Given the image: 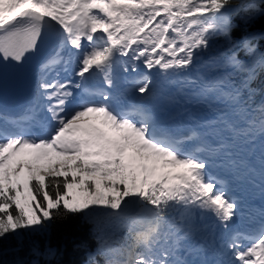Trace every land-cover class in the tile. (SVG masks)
<instances>
[{
	"label": "snow or ice",
	"instance_id": "1",
	"mask_svg": "<svg viewBox=\"0 0 264 264\" xmlns=\"http://www.w3.org/2000/svg\"><path fill=\"white\" fill-rule=\"evenodd\" d=\"M37 57L15 104L6 69ZM211 57L219 75L190 78ZM260 77L264 0H0V249L81 215L88 264H264ZM29 252L43 259L15 264L57 255Z\"/></svg>",
	"mask_w": 264,
	"mask_h": 264
},
{
	"label": "trees",
	"instance_id": "2",
	"mask_svg": "<svg viewBox=\"0 0 264 264\" xmlns=\"http://www.w3.org/2000/svg\"><path fill=\"white\" fill-rule=\"evenodd\" d=\"M239 23V19L236 18ZM259 27V25H257ZM212 51L224 47V38L215 37L212 41ZM264 80L258 78L257 85ZM264 96L258 95L256 102L260 103ZM33 243L51 246L57 250V255L52 258V264H88L87 252H95L97 241L93 234V225L81 215H69L66 218H57L48 228L47 233L40 235H24L20 241L10 240L0 249V264H15L33 258L29 249ZM97 260L103 264V257L97 256Z\"/></svg>",
	"mask_w": 264,
	"mask_h": 264
},
{
	"label": "rangeland",
	"instance_id": "3",
	"mask_svg": "<svg viewBox=\"0 0 264 264\" xmlns=\"http://www.w3.org/2000/svg\"><path fill=\"white\" fill-rule=\"evenodd\" d=\"M215 61H216L215 57H211L207 60H204L200 65H198L197 70H194L192 73L189 74L190 78H193V77L197 78L201 73L208 75L210 78L212 76H218L219 73L212 72L210 70L211 68L215 67ZM203 110H206V109L201 108L198 110V113L203 112ZM22 159H27V158L23 157V156H18L16 158H14V161H18V160H22ZM25 175H26V173H25Z\"/></svg>",
	"mask_w": 264,
	"mask_h": 264
},
{
	"label": "bare ground",
	"instance_id": "4",
	"mask_svg": "<svg viewBox=\"0 0 264 264\" xmlns=\"http://www.w3.org/2000/svg\"><path fill=\"white\" fill-rule=\"evenodd\" d=\"M131 74H133V76H135L136 74L135 73H131ZM117 75H118V77H120L121 75L122 76H124V73L118 68L117 69ZM96 78H98V79H102V77H95V78H93V79H96ZM194 78V77H193ZM195 79V78H194ZM103 81V80H102ZM198 115L199 116H201V117H210L211 116V113H209V112H207V110H203V112H200V113H198ZM94 119V118H93ZM96 122V121H95ZM97 123H98V121H97ZM222 171H220V173H221ZM217 176V175H216ZM254 201H256L255 199H254ZM252 203H254V202H252ZM257 203H258V201H257ZM257 203L255 202L254 204L255 205H257Z\"/></svg>",
	"mask_w": 264,
	"mask_h": 264
}]
</instances>
